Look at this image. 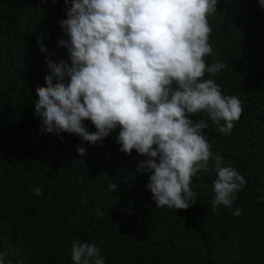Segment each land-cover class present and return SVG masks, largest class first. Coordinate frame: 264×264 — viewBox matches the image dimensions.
<instances>
[{
    "label": "trees",
    "instance_id": "obj_1",
    "mask_svg": "<svg viewBox=\"0 0 264 264\" xmlns=\"http://www.w3.org/2000/svg\"><path fill=\"white\" fill-rule=\"evenodd\" d=\"M64 0H0V252L5 264H73L75 239L95 242L105 264H264V9L258 0H218L208 18L213 52L206 73L243 112L229 135L205 113V137L246 181L232 209L213 211L214 161L192 178L196 203L157 207L145 188L144 157L121 152L114 130L91 145L75 134L47 136L35 115L47 61L70 63L57 40ZM41 41L46 50L41 51ZM95 132L90 121L84 122ZM223 123V122H221ZM77 146L86 150L80 156ZM117 184L111 191L109 185ZM39 188L41 197L34 195ZM243 209L241 215L231 213ZM102 213V215L100 214Z\"/></svg>",
    "mask_w": 264,
    "mask_h": 264
},
{
    "label": "clouds",
    "instance_id": "obj_2",
    "mask_svg": "<svg viewBox=\"0 0 264 264\" xmlns=\"http://www.w3.org/2000/svg\"><path fill=\"white\" fill-rule=\"evenodd\" d=\"M63 37L57 40L70 63L47 61L49 74L36 88L35 115L42 132L75 134L91 145L102 143L119 129L120 151H136L139 173H150L145 188L157 207L186 210L196 203L192 178L209 171L213 181V211L232 209L246 181L237 169L213 153L205 137V113L223 135L231 134L243 107L236 96L205 74L223 63L208 66L212 28L208 18L218 0H64ZM264 9V0H258ZM41 51L46 46L38 40ZM90 121L95 132H89ZM223 122V123H221ZM80 156L86 150L77 146ZM117 184L109 185L111 191ZM34 195L42 192L35 188ZM236 208L231 214L241 215ZM102 215V213H100ZM73 264H105L95 242L71 243ZM0 264H5L0 252Z\"/></svg>",
    "mask_w": 264,
    "mask_h": 264
}]
</instances>
